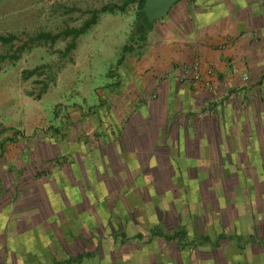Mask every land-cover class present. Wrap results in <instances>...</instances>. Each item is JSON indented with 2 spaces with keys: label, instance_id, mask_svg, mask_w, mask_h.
I'll return each mask as SVG.
<instances>
[{
  "label": "crops",
  "instance_id": "1",
  "mask_svg": "<svg viewBox=\"0 0 264 264\" xmlns=\"http://www.w3.org/2000/svg\"><path fill=\"white\" fill-rule=\"evenodd\" d=\"M136 48L120 65L119 101L109 96L104 105L112 110L104 119L105 143L79 146L71 163L53 169L26 161L27 150L4 142L13 134L0 132V264H264V210L248 216L252 222L219 196V211H159L156 191L166 175L182 191L217 185L218 170L264 146L262 132H240L251 117L240 114L247 100L234 97L264 74V0H185L152 24ZM194 63L203 73L211 68V77L195 80ZM9 122L0 120L3 127ZM99 195L111 202L96 203ZM137 201L145 205L132 209ZM192 214L222 219L221 227L213 233L205 220L191 227ZM178 232L189 237L175 240ZM146 233L152 238L140 240Z\"/></svg>",
  "mask_w": 264,
  "mask_h": 264
},
{
  "label": "rangeland",
  "instance_id": "2",
  "mask_svg": "<svg viewBox=\"0 0 264 264\" xmlns=\"http://www.w3.org/2000/svg\"><path fill=\"white\" fill-rule=\"evenodd\" d=\"M184 3L185 0H180L175 5ZM111 5L123 9L99 14L96 24L74 42L71 38H66L54 44L40 43L24 50L14 62L0 60V120L8 123L14 116V125L9 122L8 127H3L0 124V132L8 131L13 134V138L4 140L6 146L27 150L25 159L29 163L48 162L50 168L54 169L63 162L71 163L70 155L80 152L79 146H87V143L91 142L90 147H95L98 143H105L106 138L109 139L105 137V132L110 128L105 127L104 119L107 112L112 110L104 105L108 104L109 96L114 103L119 101L115 96H120L122 90L120 65L131 55L129 50L134 52L139 44L134 26L138 20L140 5L143 3H125L124 0L0 1V36L14 35L17 38L8 45L0 43V57L16 51L29 37L37 33L58 34L67 29L80 28L92 11H99L102 7ZM71 45L73 47L67 50ZM122 56V61L119 62ZM31 71L35 72L31 75L25 74ZM258 77L261 78L257 79ZM250 82L244 94L234 96L243 102L247 100L240 114L243 118L246 114L251 118L246 119L244 125L240 126V132L246 131L248 137L251 133H256V136L257 131L264 134V74L256 76ZM253 101L255 102L252 105ZM238 107L240 108L236 106ZM256 138L257 141L261 138L260 141L264 142L262 137ZM242 142L247 140L242 139ZM255 149L258 152L241 154L238 164L234 161L230 168L218 170L217 185L193 184L182 191L180 187L173 186L168 175L162 176L164 185L156 187L157 198L160 197L157 210L171 208L173 212L174 209L181 210L185 206L190 212L202 209L219 211L221 204L216 200L221 196L224 197L223 200L227 199L224 203L226 209H236L240 206L245 213V219L253 222L248 216L253 215L256 209L264 210V202H261L264 200V146H257ZM13 170L12 168L11 172ZM221 174L222 177H219ZM181 192L202 195L184 202L178 197ZM206 196L212 197L211 201H203ZM36 197L40 198L38 195ZM166 197L171 199L167 201ZM84 200L90 210L97 212L98 206L93 201ZM96 200L98 199L95 198ZM104 200L111 202L108 196L99 195V201L96 203L102 204ZM39 204V201L35 200L32 206L38 207ZM132 205V209H135L145 203L137 201ZM156 207L154 205L155 209ZM83 218L87 222L91 221L85 214ZM118 220L109 219L112 223ZM220 220L222 219L217 220L213 216L199 219L195 218L194 214L189 219L190 223H193L191 227L201 226L203 221L205 228H211L213 233L221 227L218 223ZM142 224L150 226L151 223L149 219H145ZM99 225L105 224L102 222ZM127 236L135 234L129 233ZM142 236L140 240L147 241L152 238L149 233ZM167 236H173V233H167ZM174 237L175 240L185 241L189 235L178 232ZM120 239L122 237L118 235L117 240Z\"/></svg>",
  "mask_w": 264,
  "mask_h": 264
},
{
  "label": "trees",
  "instance_id": "3",
  "mask_svg": "<svg viewBox=\"0 0 264 264\" xmlns=\"http://www.w3.org/2000/svg\"><path fill=\"white\" fill-rule=\"evenodd\" d=\"M2 1V0H0ZM125 3H131L134 2L133 0H124ZM141 4V3H140ZM142 5H140V9L137 13L138 20L134 26V33L136 35V38L139 43L143 42L145 40V36L147 32L149 31L151 25H149L145 18L144 14L141 12ZM122 7H117L116 5L111 6H104L99 11H92L90 13V17L82 24L80 28L77 29H67L61 33L58 34H50V33H37L23 43L22 46L16 49V51H13L11 54H7L6 56H1L0 60L5 61H16L19 59L20 54L29 48H31L33 45H37L40 43H50L54 44L60 39H66L71 38V40L74 42L77 38H79L81 35H84L88 30H90L97 22L99 14H105V13H112L117 10H122ZM17 40V38L14 35H8V36H0V43L4 45L11 44L13 41ZM73 47V45L69 46L67 50H70ZM124 52H126L124 48ZM127 53V52H126ZM125 53V54H126ZM128 53H133V50H129ZM123 56L120 58L122 61ZM122 63V62H121ZM35 71L26 72L25 74H33Z\"/></svg>",
  "mask_w": 264,
  "mask_h": 264
},
{
  "label": "water",
  "instance_id": "4",
  "mask_svg": "<svg viewBox=\"0 0 264 264\" xmlns=\"http://www.w3.org/2000/svg\"><path fill=\"white\" fill-rule=\"evenodd\" d=\"M142 2L141 12L149 25L167 17L171 8L180 0H133Z\"/></svg>",
  "mask_w": 264,
  "mask_h": 264
},
{
  "label": "built area",
  "instance_id": "5",
  "mask_svg": "<svg viewBox=\"0 0 264 264\" xmlns=\"http://www.w3.org/2000/svg\"><path fill=\"white\" fill-rule=\"evenodd\" d=\"M190 71L193 72V76H194V79L195 80H201L202 79V76H206L207 78L208 77H211V75L213 74V70L211 68H208L206 69V71L203 73L200 71V64L199 63H194L190 68H189ZM187 71V70H185ZM186 74L183 75V80H186V77H185Z\"/></svg>",
  "mask_w": 264,
  "mask_h": 264
}]
</instances>
